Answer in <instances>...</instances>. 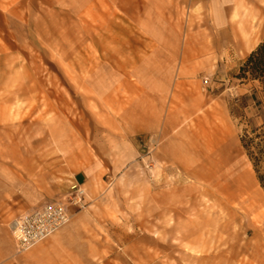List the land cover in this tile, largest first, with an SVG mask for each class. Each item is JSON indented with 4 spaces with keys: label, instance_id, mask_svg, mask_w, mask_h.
Segmentation results:
<instances>
[{
    "label": "rangeland",
    "instance_id": "1",
    "mask_svg": "<svg viewBox=\"0 0 264 264\" xmlns=\"http://www.w3.org/2000/svg\"><path fill=\"white\" fill-rule=\"evenodd\" d=\"M213 3L0 0V163L24 181L36 209L66 205L67 226L76 221L82 239L75 264H213V255L228 250L231 236L215 224L216 198L189 195L196 165L162 164L158 141L125 134L124 110L137 98L124 75L137 84L130 68L149 57L172 63L174 77L184 63L182 73L206 90L202 108L188 111L183 127L188 157L207 162L223 145L264 200L241 144L244 129L264 123V109L250 100L245 120L231 113L237 99L254 92L264 107L258 84L235 77L258 46L216 48L213 36H197L199 25L211 31ZM79 173L88 181L76 205L71 189ZM194 221L204 222L197 243L188 237Z\"/></svg>",
    "mask_w": 264,
    "mask_h": 264
},
{
    "label": "crops",
    "instance_id": "2",
    "mask_svg": "<svg viewBox=\"0 0 264 264\" xmlns=\"http://www.w3.org/2000/svg\"><path fill=\"white\" fill-rule=\"evenodd\" d=\"M147 60L139 62L137 67H129L136 71L137 84L131 83L124 75V85L130 87V94L137 98L135 106L132 104L124 110V121L127 122L125 134H146L151 136V140L158 141L163 155L160 162L166 165L208 164L224 156L227 151L222 145L208 153L207 162H202L199 156L192 159L188 157L189 147L185 143L183 127L188 111L202 108L207 96L201 92L206 90L198 80L194 81L182 73L184 63L180 67L181 72L179 70L174 77L172 63L166 60L154 62L150 57ZM142 86L148 87V91L141 93ZM175 130L179 132L177 137L173 135ZM216 140L215 137L213 141L216 143ZM87 181L78 177L72 182L82 188ZM27 193L24 181L17 179L9 165L0 163V264H75L76 247L82 240L77 234L76 221L36 246L32 253L25 255L18 252L10 227L38 205ZM34 204L37 205L33 207ZM69 213L72 220V214Z\"/></svg>",
    "mask_w": 264,
    "mask_h": 264
},
{
    "label": "bare ground",
    "instance_id": "3",
    "mask_svg": "<svg viewBox=\"0 0 264 264\" xmlns=\"http://www.w3.org/2000/svg\"><path fill=\"white\" fill-rule=\"evenodd\" d=\"M211 31L200 29L197 36H213L212 47L254 50L264 31V0H214ZM207 9V8H205ZM204 25L207 18L202 20ZM205 45L206 51L211 50ZM197 184L189 195L208 194L216 198L214 214L219 230L231 236L226 252L213 255V264H264V200L249 173L236 165L232 156H222L192 169ZM206 223V221H205ZM192 243L202 236L204 222H192ZM252 236V238H249Z\"/></svg>",
    "mask_w": 264,
    "mask_h": 264
},
{
    "label": "trees",
    "instance_id": "4",
    "mask_svg": "<svg viewBox=\"0 0 264 264\" xmlns=\"http://www.w3.org/2000/svg\"><path fill=\"white\" fill-rule=\"evenodd\" d=\"M235 77L242 84L256 83L264 91V40L242 63ZM250 100L259 111L264 109L263 103L257 97V92H254L250 97L243 96L237 99V107L231 108L232 115L245 120L244 111L249 107ZM241 144L264 190V123L259 127L244 129Z\"/></svg>",
    "mask_w": 264,
    "mask_h": 264
},
{
    "label": "built area",
    "instance_id": "5",
    "mask_svg": "<svg viewBox=\"0 0 264 264\" xmlns=\"http://www.w3.org/2000/svg\"><path fill=\"white\" fill-rule=\"evenodd\" d=\"M208 84V81H205ZM74 204H79L85 197V191L79 185H73ZM71 221V215L65 204L61 202L46 203L14 221L10 231L17 250L28 252L48 240Z\"/></svg>",
    "mask_w": 264,
    "mask_h": 264
}]
</instances>
